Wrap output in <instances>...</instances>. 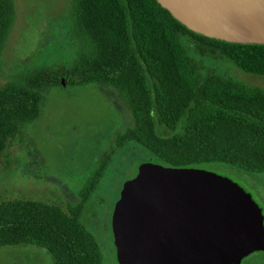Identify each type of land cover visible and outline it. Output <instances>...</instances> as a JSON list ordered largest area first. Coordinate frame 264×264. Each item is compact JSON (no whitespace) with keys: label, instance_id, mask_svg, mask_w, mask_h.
I'll use <instances>...</instances> for the list:
<instances>
[{"label":"trees","instance_id":"1","mask_svg":"<svg viewBox=\"0 0 264 264\" xmlns=\"http://www.w3.org/2000/svg\"><path fill=\"white\" fill-rule=\"evenodd\" d=\"M15 9L0 0V51ZM68 64L34 66L0 87V151L19 126L37 118L43 92L56 85L100 83L115 88L133 116L65 213L30 199L0 202V246L33 244L54 264H101L95 237L80 222L84 204L113 150L133 140L163 165L229 164L264 172V88L201 74L200 56L223 57L264 75V44L237 43L193 32L156 0H71Z\"/></svg>","mask_w":264,"mask_h":264},{"label":"rangeland","instance_id":"2","mask_svg":"<svg viewBox=\"0 0 264 264\" xmlns=\"http://www.w3.org/2000/svg\"><path fill=\"white\" fill-rule=\"evenodd\" d=\"M12 1L15 14L0 51V87L34 66L68 64L74 48L68 35L71 0ZM190 54L203 75L211 69L223 78L264 88V75L245 72L227 58L200 56L191 48ZM43 93L37 118L20 125L0 151V202L30 199L56 205L68 213L79 200L80 190L116 144L118 134L134 120L122 96L111 86L59 84ZM113 152L80 215V222L97 241L101 264H118L110 217L122 183L135 175L140 163H161L133 140L125 141ZM202 168L237 182L250 193L264 217V172L224 163ZM0 264L54 262L44 248L21 243L0 246ZM239 264H264V250L249 253Z\"/></svg>","mask_w":264,"mask_h":264},{"label":"water","instance_id":"3","mask_svg":"<svg viewBox=\"0 0 264 264\" xmlns=\"http://www.w3.org/2000/svg\"><path fill=\"white\" fill-rule=\"evenodd\" d=\"M156 1L203 36L264 44V0ZM263 220L227 176L144 161L122 183L110 227L118 264H239L264 250Z\"/></svg>","mask_w":264,"mask_h":264}]
</instances>
